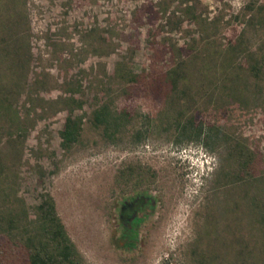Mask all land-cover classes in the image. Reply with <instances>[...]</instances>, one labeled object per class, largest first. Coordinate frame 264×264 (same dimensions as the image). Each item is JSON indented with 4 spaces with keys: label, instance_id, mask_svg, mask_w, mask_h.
I'll return each instance as SVG.
<instances>
[{
    "label": "rangeland",
    "instance_id": "rangeland-1",
    "mask_svg": "<svg viewBox=\"0 0 264 264\" xmlns=\"http://www.w3.org/2000/svg\"><path fill=\"white\" fill-rule=\"evenodd\" d=\"M175 61L186 96L149 93ZM104 103L129 114L118 138ZM46 196L87 264H264V0H0V264H23Z\"/></svg>",
    "mask_w": 264,
    "mask_h": 264
},
{
    "label": "trees",
    "instance_id": "trees-1",
    "mask_svg": "<svg viewBox=\"0 0 264 264\" xmlns=\"http://www.w3.org/2000/svg\"><path fill=\"white\" fill-rule=\"evenodd\" d=\"M183 52V50H179ZM182 56V55H181ZM180 56V57H181ZM181 62V63H180ZM175 61V66L167 73L165 78H145L143 75L133 76L130 71H124V77L129 80H144L146 89L157 98L169 97L170 95L183 98L186 93L180 90V83L186 79V73L183 71L184 62ZM253 74L259 75L261 71L260 63L253 65ZM95 125L102 128L106 135L118 138L123 132V122L129 116L127 112L115 115L111 107L104 103L92 113ZM196 115L189 119V123L195 126ZM84 118L74 115L71 110L66 119L63 130L60 133L61 147L65 152H71L74 146L81 140L84 131ZM200 135V134H199ZM242 165L247 169L250 166V158L243 151L238 152ZM249 164V165H248ZM40 220L38 230L28 227L24 228L23 245L26 253L23 255V264H87L83 256L78 251L75 243L69 236L67 229L59 217L56 204L52 197L46 196L39 206ZM19 217V215H18ZM12 223H19L20 219L16 216L11 219ZM4 232L9 230L3 229ZM12 231H9V233Z\"/></svg>",
    "mask_w": 264,
    "mask_h": 264
},
{
    "label": "flooded vegetation",
    "instance_id": "flooded-vegetation-1",
    "mask_svg": "<svg viewBox=\"0 0 264 264\" xmlns=\"http://www.w3.org/2000/svg\"><path fill=\"white\" fill-rule=\"evenodd\" d=\"M148 199H135L133 202H126L121 207L120 219L127 226L128 233L125 239H130L136 226L140 225L146 218Z\"/></svg>",
    "mask_w": 264,
    "mask_h": 264
}]
</instances>
